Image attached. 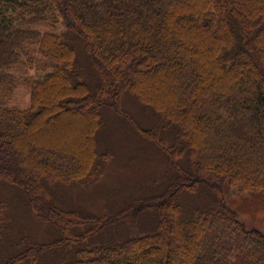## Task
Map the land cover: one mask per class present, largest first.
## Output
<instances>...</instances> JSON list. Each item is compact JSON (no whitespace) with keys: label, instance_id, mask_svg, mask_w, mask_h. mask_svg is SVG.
Listing matches in <instances>:
<instances>
[{"label":"trees","instance_id":"obj_1","mask_svg":"<svg viewBox=\"0 0 264 264\" xmlns=\"http://www.w3.org/2000/svg\"><path fill=\"white\" fill-rule=\"evenodd\" d=\"M23 62L47 72L27 79L19 108L10 69ZM124 96L156 123L131 122ZM104 108L161 153L163 188L113 213L65 208L61 191L72 197L111 160ZM223 186L264 193V0H0V242L12 241L0 264H264V231ZM201 189L209 203L185 209L181 195ZM15 197L45 237L12 235ZM145 212L154 223L140 232Z\"/></svg>","mask_w":264,"mask_h":264},{"label":"rangeland","instance_id":"obj_2","mask_svg":"<svg viewBox=\"0 0 264 264\" xmlns=\"http://www.w3.org/2000/svg\"><path fill=\"white\" fill-rule=\"evenodd\" d=\"M35 27L40 30L55 32L64 30L59 23L55 25L39 24ZM79 44V46L76 45L77 58L79 60L81 58L82 62L86 64V55L84 53L80 55V49L83 52L84 50L80 42ZM10 72L17 77L19 82L13 88L8 104L19 108L27 107L30 103L27 79L39 78L47 71L40 72L30 69L23 62L12 67ZM122 109L127 113V117L132 120L131 122H136L143 128H150L157 121V116L153 112L145 109L142 104L128 96L123 97ZM103 116L106 123L98 133V141L101 149L110 150L112 153L111 160L94 182L89 185H78L76 188L67 187L69 191L73 189L71 191L72 197L70 193L61 191V203L65 208L81 205L101 214L113 213L128 206L131 201L136 203L137 195H152V192L156 193L163 188L160 178L165 169V161L158 149L143 140L125 117L116 115L107 108L103 109ZM223 188L227 202L235 209L237 217L244 222L246 227H254L264 231V193L239 191L227 186H223ZM18 197L12 198L10 203L15 224L11 229L12 235L18 238L27 234L33 242L36 239H41V235L45 237L48 233L43 228L37 227L34 222L27 221L28 218L24 216ZM211 198L206 189L181 195L182 201L187 205V207L185 206L187 210L195 202L208 204ZM153 223L154 216L145 212L139 216L138 230L140 232L147 231L152 228ZM113 226L105 233L106 236H120L127 232L126 221ZM11 244V240H2L0 252L11 248ZM232 245L238 246L240 243L233 241Z\"/></svg>","mask_w":264,"mask_h":264}]
</instances>
